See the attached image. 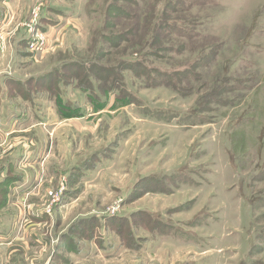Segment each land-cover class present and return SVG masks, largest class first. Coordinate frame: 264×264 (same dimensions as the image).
Returning <instances> with one entry per match:
<instances>
[{"label":"rangeland","instance_id":"rangeland-1","mask_svg":"<svg viewBox=\"0 0 264 264\" xmlns=\"http://www.w3.org/2000/svg\"><path fill=\"white\" fill-rule=\"evenodd\" d=\"M55 2L71 14L66 18V14H50L54 19L62 17L65 24L45 51H33L23 42L26 25L33 19L39 25L44 6ZM14 3L13 20L23 24L12 29V21L4 30L5 45H0V121L14 129L11 134L21 140L20 147L36 148L34 160L41 177L34 181L37 193L18 202L10 195L11 186L1 190L0 212L11 208L18 215L14 236L25 251L0 249V263H264V244L257 239V232L264 229V179L253 178L264 165V0L182 1L188 10L175 16H190L188 30L201 35L194 38L199 42L171 35L172 44L184 42L187 48L181 53L162 51L148 59L161 69L191 68L193 74L185 76L180 86L185 96L164 86L146 87L142 79L125 71L126 85L140 105L119 106L112 94L106 104L98 101L95 108L87 94L74 86V68L68 65L63 99L84 112L68 118L55 104V83L48 84L57 75H47L48 71L80 61L107 66L123 57L112 54L115 49L107 40L95 39V30L103 25V2ZM164 3L157 1L156 9ZM147 9L139 7L141 31L148 24ZM130 23L123 19L110 31L123 34ZM207 43L219 44L215 58L208 54ZM224 86L223 94H218ZM199 99L211 110L200 117L187 115ZM145 106L180 115L164 124L142 114ZM4 152L0 145V177L14 180L24 177V171L30 174L26 168H9ZM151 174L159 179L157 187L136 184ZM147 188L159 192H146ZM255 197L262 199L253 209L250 200ZM30 207L44 210L43 222L26 221L24 210ZM138 207L150 208L146 211L152 216L144 219ZM125 216L126 226L135 227L130 237L128 228L122 227ZM152 217L162 225L155 227ZM4 218V225L11 226L10 216ZM29 225L32 229H26ZM30 234L46 244L32 242ZM252 244L255 253L249 255Z\"/></svg>","mask_w":264,"mask_h":264},{"label":"trees","instance_id":"trees-1","mask_svg":"<svg viewBox=\"0 0 264 264\" xmlns=\"http://www.w3.org/2000/svg\"><path fill=\"white\" fill-rule=\"evenodd\" d=\"M95 1L96 0H89L90 4L94 3ZM157 1L159 0H150V2L145 1L144 3H142V1L139 0H102L103 3L101 5V14L103 16V25L101 28L95 30V39L98 40L101 38L103 40H107L111 43L112 48L115 49L112 54H122L119 56L123 57L115 61V63L112 62L110 63V65L107 66L97 63H84L80 61L73 64H60L53 70L48 71L47 75L49 73L57 75L56 79L51 77L48 80V84L54 82L56 85L57 94L55 95V104L59 111L64 110V117H78L84 114V112H82L78 107L63 99L62 87L69 83V81L67 80V72L70 70L69 66H71V68H74L71 69L73 70L72 75L73 78L77 79V82L74 86H77L79 89H81L87 94L91 105L95 108H98L100 106L98 104V101L104 102V104H106L112 94L115 95L114 101L115 103H118L119 106H125L133 103H136L137 106L140 105L141 101H139L138 98L135 97L134 93L131 92V90L128 89L126 85L125 76L123 75L125 71L132 73V75L137 79H142L146 87L157 88L164 86L170 88L174 92H177L181 96H185V94H187L182 91L183 88L180 86L185 76L193 74L191 68L188 67L185 69H178L175 67H167L165 69H161L156 65H152L153 63L149 61L148 57L159 56L161 55L162 51L169 52L170 54L181 53L184 49L187 48V45L184 42L179 44H172L171 35H175L179 39L184 38L186 42L188 40L191 41V43L193 44L194 42H199L200 39L197 38L196 40L198 41H196L194 38L201 37V35L194 34L198 33L195 30H188V27H191L193 22L192 19L189 18L190 16H186V18L175 16L179 12H184L188 10L182 4L183 0H165L162 9H156L155 4L157 3ZM123 3L129 4L127 5L129 9L122 6L121 4ZM139 7H148V9L145 11V18L148 21V24L145 27V30L143 31H141L139 27V20L141 19ZM50 10L55 13L66 14V11H64L62 7H50ZM166 14L168 15V18L166 17ZM123 19L131 21V27L125 28L123 34L113 33L115 31H110L113 30L115 26H119L121 20ZM23 40V42H25V44L27 45L28 39L26 34H24ZM155 44H157V47H154ZM218 45L219 44L217 43L214 45H209L207 43L206 46V48H208V54L212 55L214 58L216 55H218L217 51L219 47L218 49H216ZM200 48V50H202L204 47L201 46ZM80 70H82V73H80ZM40 76L42 77L45 75L41 74ZM225 88V86L219 87L218 90L220 93L218 94H223ZM207 96L210 97L208 93L206 94V97ZM219 102L222 103V101H217L216 104H219ZM210 110L211 109H208V107L204 106L202 101H200L199 99L195 105V108L192 110L191 113H188L187 115L193 117H200L202 116L200 114H203L204 112H208ZM141 113L149 118L163 120L164 122H170L171 120H173V118H176L180 115L178 114V112L167 113L166 111L164 112L162 110H154L151 108L149 109V107L147 108L146 106ZM177 120L178 122L181 121L180 119ZM241 154L242 158H244L246 152H243ZM85 161L86 160L82 161V163H85ZM82 163L79 165L82 166ZM255 176L256 177L253 178L257 179V181L258 179H264V165L260 173L255 174ZM12 181L13 180L9 179L7 176L3 178V181L0 182V196H2L1 190H4L6 186H10L12 184ZM158 182V177L156 175L151 174L149 176L140 177L137 180L136 184L139 185L141 183H145L148 186L157 187L156 185H158ZM150 190L151 188L145 189L146 192ZM152 191H155L154 193L159 192L158 190H151V192ZM141 195H139L138 197H140ZM261 199V197H255L251 199V207L255 209L257 207V203L261 201ZM176 208H179V206L175 207L174 209ZM139 211V214H143L144 219L145 217L152 216V213L150 214L146 210ZM125 217L126 219L125 222H122V227L124 229H127L128 226H126V224L128 225V219L127 216ZM153 219V223L157 224L155 227H157L158 225H162L159 224L161 223L159 219ZM131 229H135V227L132 226V228L127 229L129 237L134 232L131 231ZM257 239L262 244H264V229L257 232ZM254 246L255 244H252L251 249L249 250V255H253L255 253ZM250 264L264 263L261 260H253Z\"/></svg>","mask_w":264,"mask_h":264},{"label":"crops","instance_id":"crops-1","mask_svg":"<svg viewBox=\"0 0 264 264\" xmlns=\"http://www.w3.org/2000/svg\"><path fill=\"white\" fill-rule=\"evenodd\" d=\"M14 1L15 0H0V27L3 30H5L6 27H8L12 23V21H13L12 29L15 27H19L20 25L22 26V24H23V23H20L19 21L16 22V20H13L14 12L11 10V5L15 4ZM57 2H59V1H57ZM54 4H56V2L53 4H49V5L47 4V6L46 5L44 6V9L41 13V21L39 22L40 28H42V30H44L47 33L49 44L53 42V39L55 38V35H56V31L60 27H62L63 24H65V21H64V19L62 20V17H61V20H59V19H54L52 16H50V14L52 15V13H53V16L58 15V14H55V12L49 10L50 7H58L59 8V6L61 5L62 8H65V6H63V4H58V5H54ZM64 11H66V15H67V16H65V18L69 17L71 13H69V11H67L66 9ZM42 21H43V23H42ZM26 102H30L31 105H33L31 101L27 100ZM34 114L35 113L33 111V117H34ZM11 116L15 117V111L12 113ZM18 116L19 115H17L16 117H18ZM12 117H9V118H12ZM38 117L41 119V116H37L36 119H38ZM40 119H38L37 122H41L42 120H40ZM138 119H140V118H138ZM149 120L157 121V119H154V118H150ZM158 122H160V120H158ZM172 122H174V121H172ZM163 123L167 124L164 121H163ZM176 126L179 128L177 123H176ZM8 127H10V126H7V125L5 126L0 121V141H4L3 144H0V145H1L2 152L5 151L4 153H6V156L8 157L7 165L9 168H13V171H15V169L17 171H24V169L26 168V169H28V171L30 173L29 175H27V174L25 175V171H24L23 172L24 177H22L20 179H15L11 182L12 184L10 186H11L12 193H10V195L12 196L13 200L18 202L20 198L24 199L26 196L33 197V194L37 193L38 187L36 186V188H35L34 181L36 182L41 177V174H40V170H38L36 167V165H37L35 163L36 160H34V157L37 154L36 148L33 146L20 147V145L18 143H20L21 140H19V141L15 140L14 138H16L17 136L16 135L13 136L11 134L12 133L11 131L14 129H10ZM23 128H27V126H25ZM5 134H8V135H5ZM7 140H8V142H7ZM6 142H7V144H6ZM37 162H39V160H37ZM0 170H1V168H0ZM30 176H31V178H30ZM4 177H0V182L3 181ZM84 183L86 184V181H84ZM33 187L35 188L34 192L32 191ZM8 202L10 203V201H8ZM10 209L11 208H9L6 211L0 212V249L2 250L3 248H8V249L16 248V249H12L13 252L16 250H24V249L19 248V247L23 246V244L20 243L19 241H16L19 238L16 237V239H15V236H14L18 232V227H17L18 221L16 222L18 215L14 214V212H12V210L10 211ZM137 209L149 211L148 209H150V208L138 207ZM24 211L26 212V214H25L26 221L29 220V221L39 222V220H40L41 222H43L42 218L46 217V215L44 214V210L37 208V207H33L32 209L30 207L29 210H24ZM5 216H10V219L13 221L12 225L9 227L4 225V224H6L4 222ZM26 229H32L31 225H29ZM33 235H36V234H30L29 235L32 242H34V240H36L37 242L41 243V247H43L44 244H46L44 241H42V239H41L42 242L37 240V235H36V237H34ZM28 244L26 243L25 245H28ZM105 247H107L109 250L111 249V246L108 243H106ZM175 263H176V261H175Z\"/></svg>","mask_w":264,"mask_h":264},{"label":"built area","instance_id":"built-area-1","mask_svg":"<svg viewBox=\"0 0 264 264\" xmlns=\"http://www.w3.org/2000/svg\"><path fill=\"white\" fill-rule=\"evenodd\" d=\"M40 10L38 6L37 11L33 12L34 18ZM27 27V45L29 49L33 51H45L49 47V41L47 33L44 30H41L40 26L34 21H31L30 24L26 25ZM6 35L4 30L0 27V45L4 43L5 45Z\"/></svg>","mask_w":264,"mask_h":264}]
</instances>
